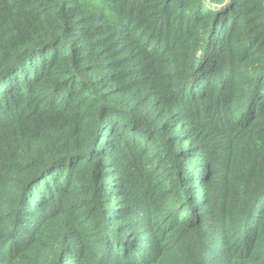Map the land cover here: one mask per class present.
<instances>
[{"label":"trees","instance_id":"16d2710c","mask_svg":"<svg viewBox=\"0 0 264 264\" xmlns=\"http://www.w3.org/2000/svg\"><path fill=\"white\" fill-rule=\"evenodd\" d=\"M0 264H264V0H0Z\"/></svg>","mask_w":264,"mask_h":264}]
</instances>
